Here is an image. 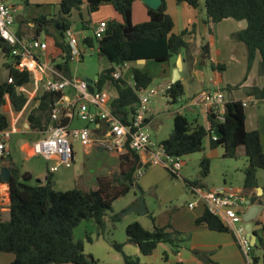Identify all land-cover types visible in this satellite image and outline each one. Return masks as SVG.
<instances>
[{"label": "trees", "instance_id": "1", "mask_svg": "<svg viewBox=\"0 0 264 264\" xmlns=\"http://www.w3.org/2000/svg\"><path fill=\"white\" fill-rule=\"evenodd\" d=\"M176 1L197 8L202 0ZM203 1L207 15L206 24L219 23L225 19L246 21L247 27L234 34L233 38L247 47V72L251 71L256 57L260 55V73L264 75V0ZM103 3H110L121 16V21L110 20L106 23L107 30L102 39L87 37L84 45L88 48L97 46L98 54L111 64V67L100 73L98 87L102 89L107 81L113 83L118 96L111 102L112 114L128 124L139 102L138 93L151 87L154 80L141 66L136 65L133 69L135 85L129 86L124 80H114L110 77L115 67H123L128 63L137 64L139 60L169 63L183 50L189 49L186 41L188 33H174L175 23L167 13L166 0L162 1L159 9L149 10L148 21L137 25L132 22L134 0H87L88 10L91 13L97 12ZM82 5L83 0H60L57 19L41 15L31 20L34 28L29 38L41 39L43 33L52 37L54 51L50 53L51 61L69 78L70 65L75 60L70 46L66 43L65 32L72 26V13L79 11ZM17 35L28 37L23 30V24L19 26ZM0 51L7 60L5 68L9 71L8 80H0V131H3L10 127L9 117L1 112L2 107L6 105V97L8 96L15 111H21L28 97L20 93L18 87L30 85L33 78L31 73L16 68L17 61L11 56V47L1 37ZM202 57L204 61L210 60L208 44L202 47ZM83 59L84 56L80 60ZM240 87L241 85L228 87L227 90H237ZM166 95L171 103H176L184 95L181 81L171 84L166 90ZM253 95L264 98V90L254 89ZM59 96L60 94L46 91L39 93V104L28 116L30 130L45 133L50 124L51 105ZM223 117V120H220L218 116L210 114V127L207 128L190 121L186 115L177 113L173 119V130L162 145L169 156L180 158L204 152V143L208 137L212 149L224 148V158L234 159L242 149L248 163L243 170L244 189L253 190L259 186L258 171L264 170V150L260 133L247 130L246 113L241 101L227 102ZM92 129L101 135L100 128L94 126ZM216 131H219L222 137L214 140ZM199 166L201 181L211 173V160L204 156ZM3 167L11 172V218L7 222L0 221V253L13 254L14 260L11 264H99L92 255L84 253V244L75 238L74 231L83 221L93 220L98 230L104 232L106 218L113 212V204L132 191L130 185L137 186L136 172L143 165L139 153L127 147V151L122 155L120 176L100 177L98 187L89 191H58L54 188L51 174L47 176L44 185H34L31 183V174L22 172L11 156L0 157V185ZM197 184L198 182H194L192 186ZM134 204L137 205L138 201ZM109 217L113 222L121 220L118 214ZM150 218L153 223L151 230L144 228L139 222L127 226L128 242L137 245L144 256L152 255L160 244L170 245L172 253H177L187 242V237L171 225H156L152 215ZM196 226L216 232H230L227 225L207 209L196 220ZM257 239L253 255L256 263H259L256 251L262 249L263 239L261 236H257ZM113 246L123 254V264H142L139 258L124 254L123 244L114 243ZM164 261H168V253L164 254Z\"/></svg>", "mask_w": 264, "mask_h": 264}, {"label": "crops", "instance_id": "2", "mask_svg": "<svg viewBox=\"0 0 264 264\" xmlns=\"http://www.w3.org/2000/svg\"><path fill=\"white\" fill-rule=\"evenodd\" d=\"M33 1L35 4H38L37 6L39 8H45L49 6L57 7V12H55L53 16L52 15H44V16H47L50 19L58 18L60 11V0H33ZM138 1L140 0H134V5H133L132 22L135 25L148 21L149 10L151 9L147 5L143 4L142 8L138 7L136 10L135 4ZM166 3H167V13L172 17L175 23L174 33L179 34L182 31H187L188 34L186 36V41L189 44V49L183 50L176 58H174V60L172 59V61H170L169 63H157L153 61L159 65H169V70L164 69L166 73V78H168L166 84L164 85V87L163 86L157 87L160 89V93L154 99L155 106H159L161 104L162 102L161 95H163V93L166 95L167 88L171 84H173V72L174 69L176 68V63L180 56L184 62H183L182 71L180 73L179 81H181V83L184 86V95L176 102L180 104V107L175 110L174 116L177 113L186 115L190 121L196 122L198 124H201L209 128L210 114L208 109L203 106L194 105L193 99L196 96H198V94H200L202 91L221 90L225 94L226 103L229 101H241L243 104L247 103V106L244 107L246 113V128L248 131H258L260 133L262 148L264 150V98H257L255 95H253L254 89L264 90V75L260 73L261 56L258 55L256 57L253 67L251 71L248 73L247 47L244 43L239 42L233 38L234 34L244 30L247 27L246 21L225 19L219 23L206 24L207 15H206L205 2L203 0L201 1L200 5L197 8H192L185 3L179 4L176 0H166ZM103 4H110V3H103ZM105 9L107 11V8ZM84 11H87L90 15L92 14L88 10L87 0H83V5L81 9L79 11H74L70 18L72 22V26L70 29L73 31L74 35L78 39L80 46L81 45L85 46L84 40L87 37L83 36L81 31L78 30L77 28L78 24L77 22L74 21V18L76 16L80 18L82 31L88 28L87 27L88 23L89 24L92 23V19H84V14H83ZM31 20L33 19H30L29 17H25L23 15L16 16V23H15L16 32L18 31L19 26L23 24V30L25 31L26 35L28 36V38L31 37L32 29L34 28V24L31 23ZM110 20L121 21V16L118 13L115 14L113 10L112 12L108 11V15L101 17L99 19V22L107 23ZM96 25L98 24L95 23L92 25L93 32H94V27ZM40 38L42 41L48 43L49 54L53 53L52 51L54 50L52 48L53 47L52 37L46 36V34L43 33ZM204 44H208L210 60L204 61L202 57V47ZM58 61L59 59L57 60V62ZM149 62L151 61H146L145 64H138L137 62V64L128 63L124 65L121 68L124 81L129 86H133V69L136 67V65L141 66V68L150 75V73L145 70V66L148 65ZM109 67H111V64ZM208 67L211 69V73L207 71ZM231 73L233 74L232 76H230ZM8 78H9V71L7 77L3 81H7ZM70 78L74 80L88 79V78L86 79L74 78L72 77V75ZM239 85H241V87L237 90L234 89L227 90L228 87H235ZM27 88L30 91H32L33 84L31 83L30 85L27 86ZM101 90L108 95L110 104L118 96L115 86L110 81H107ZM65 94L68 97H73L72 89L67 88ZM38 95L39 94L34 96V99L32 100V102L25 111H23L22 109L19 112L13 109L8 96L6 97L7 102L4 107L8 110L10 124L13 123V117L17 119L16 125L18 128V133L14 134L7 143L5 156L6 157L11 156L14 164L17 165L22 172L30 173L32 176V180H35V184H39V182H42L40 184L44 185L47 181L48 167L51 165V163L46 161L43 157L42 158L47 162V165H44L43 163L37 160V158L41 156L34 154L33 146L35 142L42 139V137L32 136L34 134L40 135L44 133L30 130L29 122H28L29 114L39 104V100H37ZM167 101L170 102L169 97H167ZM91 110L96 111L95 107H91ZM153 117L154 114L150 110L147 120V129L151 138H152L151 130L154 128ZM76 121L79 122L81 120H79L76 117L71 122L70 128L77 129V128L87 127L86 123H84V126L82 127L75 126L74 124ZM96 128H99V126L96 125ZM92 134L95 139L99 137V133L93 132ZM95 149L100 153L107 152L98 146H96ZM95 149L94 146L90 148H86V154L91 155L92 150ZM239 153L244 155L242 149L238 151V154ZM109 154L114 155L115 157L121 159L122 161L121 155L115 153H109ZM207 154L208 153H206V147H205L204 152L200 153V158L202 159ZM19 155H23V157L25 158V165H23V167H20L18 164L17 158L19 157ZM139 155L141 158L142 165L147 166L146 164L150 154L146 152H141L139 153ZM156 165L159 164H153L148 166L147 169L145 170L144 175L139 179L143 181L146 178L145 175L147 171H149L153 166ZM59 171H57L54 174H51L54 186L60 185L64 180V175L63 174L61 175ZM181 171L183 172L181 173ZM181 171H180V177L185 180V182L189 185V187L192 186L194 182H198L197 186H201L203 188H218V187L230 186L227 185L228 183L225 180L224 184L226 186L212 185L211 187H209L202 180L199 181L200 174H199V179L189 180L187 175L185 174L184 162ZM259 175H260V171H258L257 174L259 181V186L257 188L249 191L245 190L244 182H243V187L236 189L241 191V193L244 195L246 199V202L251 201L253 204H255L257 201L262 200L264 205V182L261 180ZM119 176H120V165H119V174L116 175L115 177H119ZM100 177H110V176L109 175L99 176L97 178V182ZM258 188H261L263 190L262 194L261 192L258 191ZM132 191L135 190L132 189ZM0 192H1L0 221L7 222L11 218V213H10L11 198H10L9 183L2 182L0 185ZM190 193L192 198L195 199V201L188 203L187 205L188 210H185L183 212L177 210L178 212L176 214L175 221L169 223V225H171L174 229L183 233L185 237H187V242L175 254L172 253V250L171 253L165 251L164 254L168 253V261L165 263L166 264H247L246 258L244 257L242 251L240 250L238 244L236 243V240L232 232H216L209 230L205 227L196 226V220L204 214L206 206L201 201L197 200V198L192 194L191 191ZM134 202L131 203L132 207L136 206ZM192 203L195 204L194 208L189 207V205ZM200 206H202V209L197 211L196 209L200 208ZM150 215L153 216L152 213L147 214L149 218ZM134 222H139L144 228L151 230L150 228H147L142 223L141 220H135ZM253 231L255 232L256 236H261L263 239V247L261 250L256 251V255L259 257L258 264H264V210L257 216L256 220L254 221ZM13 260H14L13 254L0 253V264H11Z\"/></svg>", "mask_w": 264, "mask_h": 264}, {"label": "built area", "instance_id": "3", "mask_svg": "<svg viewBox=\"0 0 264 264\" xmlns=\"http://www.w3.org/2000/svg\"><path fill=\"white\" fill-rule=\"evenodd\" d=\"M15 10V5L10 4L8 0H0V37L11 47V56L17 61L16 68L31 73L33 78L32 91L27 86L18 87V91L28 97L23 111L41 91L60 94L51 105L50 124L44 137L33 146L35 155L51 163L48 167V175L56 173L62 167L73 166L75 162L73 142L78 141L85 148L98 146L109 153L121 156L125 154L127 147L137 153H149L147 166L136 172L137 179L142 177L147 167L153 164H161L173 176L180 177L183 167L182 158L169 156L162 144L158 145L152 140L147 129L148 105L159 95L160 89L149 87L140 91L139 102L130 118L132 122L123 123L112 114L108 95L98 87L99 80H92L90 84L86 80L67 77L52 63L47 42L17 35ZM106 30V23H100L94 27V36L102 39ZM65 40L71 48L74 60L80 61L86 50L81 48L71 29L65 32ZM121 68L116 66L110 77L114 80H124ZM67 88L72 89L73 97L66 96ZM193 104L207 108L209 114L218 116L220 120L224 118L226 100L221 90L202 91L193 99ZM243 106L246 107L247 103ZM91 107H95L96 111L91 110ZM76 117L86 123L87 127L70 128L71 122ZM16 123L17 119L13 117L10 127L0 131V157L5 156L7 143L14 134L18 133ZM96 125L102 130L97 139L92 134V128ZM213 139L217 140L218 137L214 135ZM190 191L197 200L205 204L212 215L220 218L227 225L247 264H258L253 255L254 246L248 238L242 217L249 206L241 191L232 186L203 188L197 185L190 186ZM189 207L194 208L195 204L192 203Z\"/></svg>", "mask_w": 264, "mask_h": 264}, {"label": "rangeland", "instance_id": "4", "mask_svg": "<svg viewBox=\"0 0 264 264\" xmlns=\"http://www.w3.org/2000/svg\"><path fill=\"white\" fill-rule=\"evenodd\" d=\"M29 1L26 6V2ZM10 4L15 5L16 16L23 15L34 19L39 15H54L57 12V7H45L39 8L33 0H8ZM142 4V5H141ZM142 0L135 4V9L143 6ZM107 6V7H105ZM24 7V8H23ZM107 8V11L106 9ZM117 14L111 4H103L98 12L91 15L84 11V19H92L91 24H87L85 30L82 31L81 20L78 16L74 18V21L78 24V30L81 31L85 37H94L92 25L100 24L99 19L107 16L108 11ZM99 22V23H98ZM83 50H86L84 59L81 61L75 60L70 65L71 75L74 78L90 79L96 81L98 75L110 66V63L105 57H101L98 54V48H88L81 45ZM174 60V59H173ZM6 59L0 51V80H4L7 77L8 71L5 68ZM164 69L169 70V65H159L153 61L149 62L145 66V70L150 73L154 79L152 87L157 88L166 84L168 78ZM207 71L211 73V69L208 67ZM233 74L231 73L230 76ZM114 92V91H113ZM164 95V96H163ZM161 95L162 102L159 106H155L154 100H151L148 105L149 112H153L154 128L151 130L153 140L160 145L165 139L169 137L173 130V117L174 112L180 107L178 103H170L167 101V96L163 93ZM223 110V109H222ZM2 112L6 113L9 117L8 110L2 107ZM10 120V118H9ZM75 126L82 127L84 122H75ZM35 137H44V134H34ZM206 156L211 160V173L206 178H202L203 182L209 187L212 185H223L224 181H227V185L233 188L243 187L244 182V168L248 165L245 155L239 153L236 158L228 159L224 158V148L218 147L212 149L210 147V138L205 140ZM75 149V162L71 168H60L59 173L64 175V180L58 186H54L58 191H68L73 189H81L89 191L95 189L98 185L97 178L102 175H109L110 178L119 174V165L121 159H118L112 154L107 152L100 153L94 146L95 150H92L91 155L86 154V148L81 145L80 142H73ZM199 157V159H198ZM18 164L20 167L25 165V158L23 155H19ZM38 161L47 165V162L38 157ZM200 153H195L191 156L182 158L184 162L185 174L189 180L199 179L201 168ZM25 169V168H23ZM183 171H181L182 173ZM111 173V174H110ZM146 178L141 181L137 180V186L143 193L146 209L148 213H152L155 217L156 225L161 227L168 226L170 222H174L177 214V210H188V203L195 201L190 193V187L181 177L176 178L161 164L153 166L146 173ZM260 178L264 182V170H260ZM141 178V177H140ZM35 184V180H32ZM42 182L35 184L41 186ZM137 192V191H136ZM131 191L126 197L120 198L113 204L112 214H118L121 220L118 222L111 221L110 217L106 218V229L104 232L98 230L93 220L83 221L74 231L75 238L81 240L84 244V253L86 255H92L99 264H123V254L115 249L114 243L123 244V252L125 255L139 258L142 264H166L164 261V252L171 253V247L168 244H160L154 253L150 256H144L141 254L139 248L135 244H131L127 240L126 228L129 224L135 220H141L142 223L152 229L153 224L149 216H141L137 213H129L132 208L131 203L139 200V193ZM197 208L196 210H201Z\"/></svg>", "mask_w": 264, "mask_h": 264}, {"label": "water", "instance_id": "5", "mask_svg": "<svg viewBox=\"0 0 264 264\" xmlns=\"http://www.w3.org/2000/svg\"><path fill=\"white\" fill-rule=\"evenodd\" d=\"M163 0H142V2L147 5L149 8L152 10H157L159 9L160 5L162 4ZM146 60H139L138 64H145ZM183 60L179 56L177 63H176V68L174 69L173 72V83H176L177 81L180 80V73L182 71L183 67ZM90 84L92 83V80L86 79ZM132 122V119L129 120ZM216 136L218 138L222 137V134L219 131L215 132ZM11 179V172L9 169L3 167L1 169V181L3 183H9ZM131 189L136 190L139 193V200L138 204L136 206H133L130 210L129 213H137L141 216H145L148 214V211L145 206L144 198H143V193L140 190V188L136 185H130ZM258 191L263 193V190L261 188H258ZM247 205L249 208L243 213V221L245 223L246 231L248 238L250 239L251 243L253 246L256 245L257 241V236L255 232L253 231V224L254 221L256 220L257 216L264 210V205L262 200L257 201L255 204H253L251 201L247 202Z\"/></svg>", "mask_w": 264, "mask_h": 264}]
</instances>
